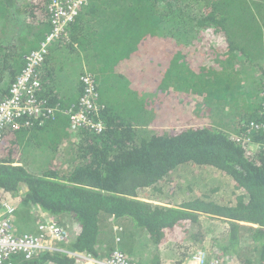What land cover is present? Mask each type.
<instances>
[{
  "label": "trees",
  "instance_id": "trees-1",
  "mask_svg": "<svg viewBox=\"0 0 264 264\" xmlns=\"http://www.w3.org/2000/svg\"><path fill=\"white\" fill-rule=\"evenodd\" d=\"M199 1L193 17L191 2L181 0H89L79 11L40 69V97L63 111L77 107L83 87L78 82L64 92L56 61H70L78 50L94 78L95 116L105 129L72 132L67 116L55 113L4 130L0 191L15 203L17 234H35L40 209L69 227V252L104 259L115 249L131 258L144 232L151 258L138 264H161L162 246L204 242L205 216L226 224L212 238L209 257L264 264V151H250L264 132L253 134L252 143L230 138H244L251 123L263 120L264 0ZM48 2L0 0V86L16 79L24 57L50 32ZM164 7L174 8L171 15ZM175 14L182 26L165 29ZM240 64L255 70L257 95L245 90ZM6 93L0 87V97ZM37 151L46 154L44 169L13 165ZM183 166L214 169L239 194L228 205L199 198L164 207L138 199L146 190L160 193ZM74 262L56 253L15 255L7 264Z\"/></svg>",
  "mask_w": 264,
  "mask_h": 264
},
{
  "label": "built area",
  "instance_id": "built-area-1",
  "mask_svg": "<svg viewBox=\"0 0 264 264\" xmlns=\"http://www.w3.org/2000/svg\"><path fill=\"white\" fill-rule=\"evenodd\" d=\"M89 0H49V22L51 30L45 35L39 47L24 57V67L16 79L8 85L5 97H0V136L6 128L18 130L25 126L24 118L30 117L41 120L55 113H61L68 118L69 130L87 132L99 135L105 129L104 122L98 118L94 78L84 71L78 78L83 87L79 103L75 109L63 111L59 107L48 106L40 97L43 92L39 79L40 69L43 67L50 47L55 44L74 23L79 11ZM260 100L263 120L251 123L244 138L236 136L234 140L243 143H252L251 136L257 132H264V79L261 81ZM253 149L264 151V141L253 144ZM13 165H19L14 163ZM4 200L0 202V264H7L13 256L21 255L31 260L41 254H68L75 257L74 264H136L131 262L120 251L115 250L106 258L77 255L69 252L71 232L68 226L63 225L50 217L47 213L37 210L40 219L35 234H17L15 227V203L9 194L0 191ZM181 264H220L217 259L201 249L190 253ZM49 264V263H48ZM53 264V263H50Z\"/></svg>",
  "mask_w": 264,
  "mask_h": 264
},
{
  "label": "rangeland",
  "instance_id": "rangeland-1",
  "mask_svg": "<svg viewBox=\"0 0 264 264\" xmlns=\"http://www.w3.org/2000/svg\"><path fill=\"white\" fill-rule=\"evenodd\" d=\"M191 2L192 4V17L193 14L198 13V7H200V1L199 0H181L182 4H189ZM171 7V6H170ZM170 7H164L163 9L166 13H169L171 15L174 8L168 9ZM23 18V17H22ZM24 20V18H23ZM182 26L181 20L178 17L177 14L173 15V20L169 22V25L165 29L170 28H180ZM180 32V29H178ZM186 28L183 26L182 28V35H186ZM188 31V30H187ZM189 32V31H188ZM167 33V31H165ZM163 33V34H165ZM166 35V34H165ZM54 45V44H53ZM52 45V46H53ZM51 46V47H52ZM50 47V49H51ZM50 51V50H49ZM73 53L78 54L76 57L72 55L70 57V61H59L56 65L57 71L56 74L59 73V71L63 68H66V71L64 74H58L59 79L64 80L65 84L67 85V81L69 85H67V88H72L74 84H77L79 76L83 73L82 67L83 64L81 62L85 63V58L83 57L82 52L80 51H73ZM257 63H260L257 62ZM239 70H244L241 72V77L244 80V88L246 91H249L252 95H257L259 92V88L257 85H255V70L251 71V69H248L245 71V67H242V64L239 65ZM258 77L261 78L260 72L258 73ZM254 76V80L252 81V77ZM249 83H252L251 86H248ZM235 135H231V139H235ZM21 165L28 168L31 172H37L38 166L39 169H44L46 166V154L37 151L33 154H28L23 156L22 159H20ZM175 175L172 179V182L170 184H164V187L162 185V191L160 193L156 191L146 190L143 196L138 195V199L152 203L157 206H164V207H177L181 205L182 203L187 202L188 200L193 199H209L214 200L216 202H220L222 204H229L225 201H232L236 194H233V191L230 189H227L224 187L226 182L224 180L226 177L222 173L211 169V168H196L193 166H183L179 167L175 170ZM220 176L223 177V179H220ZM230 182V181H229ZM25 187H23L20 191L24 192ZM20 211V209L18 210ZM201 226L204 231V242L198 246L196 244V247L191 248V244L194 243H185L183 244L186 250L192 249L190 253L194 252L195 250H203L205 252H208L210 250L211 240L212 238L216 237L217 235L221 234L225 230V223L223 224L221 221L216 220H210L205 216H202L200 218ZM16 225V224H15ZM18 228L16 227V231ZM138 248H136V254L135 256L129 259L131 262L138 264V262H141L142 259L150 255L151 253L148 251V245L152 247V243L149 240V236H147L144 232L138 236ZM150 241V243L148 242ZM186 245V246H185ZM180 246L175 245L174 250L165 249L163 251V258L165 260L166 264H181L187 259V256H184V249L181 250L183 253H180L176 251L179 249ZM181 248V247H180ZM146 249V250H145ZM166 255V256H165ZM165 256V257H164ZM190 257V256H189Z\"/></svg>",
  "mask_w": 264,
  "mask_h": 264
},
{
  "label": "crops",
  "instance_id": "crops-1",
  "mask_svg": "<svg viewBox=\"0 0 264 264\" xmlns=\"http://www.w3.org/2000/svg\"><path fill=\"white\" fill-rule=\"evenodd\" d=\"M24 18V17H23ZM54 49H55V45H53L52 47H51V49H50V51H49V55H48V57L49 56H53V51H54ZM48 59V58H47ZM57 63H58V61H56V65H57ZM83 68H84V65H83V67H82V70H83ZM84 71V70H83ZM82 71V72H83ZM59 74V73H58ZM57 74V75H58ZM260 74H261V78L263 79V74H262V72H261V70H260ZM258 78H260V77H258ZM258 78L256 79V80H258ZM262 79L261 80H259V81H262ZM6 82L5 83H3L2 84V86H0L1 88H3L4 90H7V88H8V83H9V81L7 82V80H5ZM60 81L64 84V88H63V91L65 92L66 90H67V85H69V83H68V81H67V85L65 84V82H64V80H61L60 79ZM80 85V84H79ZM19 164L21 165V162L19 161ZM25 167V166H24ZM27 168V167H26ZM28 169V168H27ZM222 176H223V174H222ZM222 176H220V179H223V177ZM226 177V176H225ZM230 181V179L228 178V177H226V179L224 180V182H226V184L224 185V187L225 188H227V189H230L231 188V191H233L234 193H236L234 190H233V188H232V186H231V182H229ZM226 225V224H225ZM247 225V224H246ZM165 249H169V250H174L175 249V245H173V244H167V245H164V246H162L160 249H159V252L158 253H161V255L163 256V251L165 250ZM98 250V249H97ZM151 250V252H152V249H149V251ZM166 256V255H165ZM164 256V257H165ZM100 257V256H99ZM149 258H151V254L150 255H147V256H145L143 259H142V261H143V263H146L145 261H148L147 259H149ZM187 258H189V255L187 256ZM165 263V260H162V263L161 264H164Z\"/></svg>",
  "mask_w": 264,
  "mask_h": 264
},
{
  "label": "clouds",
  "instance_id": "clouds-1",
  "mask_svg": "<svg viewBox=\"0 0 264 264\" xmlns=\"http://www.w3.org/2000/svg\"><path fill=\"white\" fill-rule=\"evenodd\" d=\"M258 82H259V81H258ZM250 151L253 152L254 149H251ZM255 151H256V150H255ZM235 192H236V191H235ZM233 194L238 195L239 193H238V192H236V193L233 192ZM223 205H228V204H223ZM170 244H172V243H170ZM166 245H167V244H166ZM173 245H176V244H173ZM183 249L185 250V248L182 246L181 249H177L176 251H178V252L180 253V251L183 250ZM179 256H180V255H179ZM164 264H166V263H164Z\"/></svg>",
  "mask_w": 264,
  "mask_h": 264
},
{
  "label": "bare ground",
  "instance_id": "bare-ground-1",
  "mask_svg": "<svg viewBox=\"0 0 264 264\" xmlns=\"http://www.w3.org/2000/svg\"><path fill=\"white\" fill-rule=\"evenodd\" d=\"M1 139H2V135L0 136V142H1ZM0 216H1V213H0ZM114 251H115V249L110 251L109 253H113Z\"/></svg>",
  "mask_w": 264,
  "mask_h": 264
}]
</instances>
